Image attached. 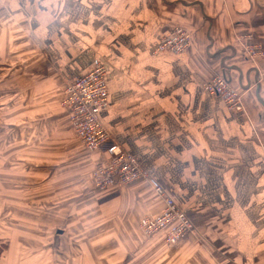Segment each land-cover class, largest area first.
I'll use <instances>...</instances> for the list:
<instances>
[{
  "label": "crops",
  "instance_id": "crops-1",
  "mask_svg": "<svg viewBox=\"0 0 264 264\" xmlns=\"http://www.w3.org/2000/svg\"><path fill=\"white\" fill-rule=\"evenodd\" d=\"M4 1L5 15L22 20L19 30L1 28L19 33L14 48L34 50L39 81L52 65L38 107L61 121L67 115L69 125L63 83L103 64L110 106L101 117L112 141L134 153L193 221V233L169 246L164 233L149 237L139 228L164 208L149 181L105 192L93 186L105 199L103 236L114 243L107 264H264V57L249 60L239 42L251 34L264 47V0ZM178 25L193 32L191 47L158 51ZM216 75L243 93V112L205 89ZM29 83L24 93L15 89L23 98L35 93ZM93 154L95 166L107 158Z\"/></svg>",
  "mask_w": 264,
  "mask_h": 264
},
{
  "label": "rangeland",
  "instance_id": "rangeland-1",
  "mask_svg": "<svg viewBox=\"0 0 264 264\" xmlns=\"http://www.w3.org/2000/svg\"><path fill=\"white\" fill-rule=\"evenodd\" d=\"M4 9L0 0V264H107L114 243L103 236L105 199L92 185L94 152L71 130L67 115L61 121L38 107L41 84L52 86V65L39 81L34 50L22 43L14 48L12 36L19 33L1 28L13 23L19 30L22 17ZM28 56L35 61L31 72ZM28 82L35 93L23 98L15 89L24 93ZM26 98L33 102L25 105Z\"/></svg>",
  "mask_w": 264,
  "mask_h": 264
},
{
  "label": "built area",
  "instance_id": "built-area-1",
  "mask_svg": "<svg viewBox=\"0 0 264 264\" xmlns=\"http://www.w3.org/2000/svg\"><path fill=\"white\" fill-rule=\"evenodd\" d=\"M252 35L239 37L245 56L256 62L264 57V47L250 42ZM193 32L183 26H175L171 33L164 36L158 51L182 52L193 44ZM259 74L264 78V65ZM205 89L214 97L222 100L228 109L243 112L244 95L234 89L223 75H216L204 83ZM63 107L68 111L71 130L88 151H104L107 154L93 170L92 182L99 192L115 187L130 185L140 179L149 181L155 192L163 199L164 208L158 216L140 219V228L149 237L165 234V242L173 246L194 231L189 214L181 208L166 191L164 185L149 176L137 156L112 141L107 127L102 121V112L110 106L109 86L106 67L101 63L87 73L67 79L63 90ZM264 150V145H263Z\"/></svg>",
  "mask_w": 264,
  "mask_h": 264
}]
</instances>
